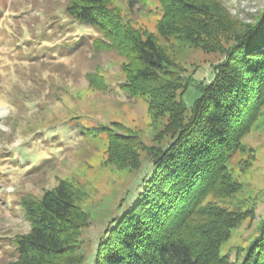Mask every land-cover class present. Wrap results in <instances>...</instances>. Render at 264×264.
Here are the masks:
<instances>
[{"label": "trees", "instance_id": "trees-1", "mask_svg": "<svg viewBox=\"0 0 264 264\" xmlns=\"http://www.w3.org/2000/svg\"><path fill=\"white\" fill-rule=\"evenodd\" d=\"M124 1L126 13L113 0H68L65 16L70 23L96 32L90 42L95 53H114L123 59L124 78L119 86L125 94L150 98L158 112H170L171 119L157 138L161 144L148 149L153 167L150 179L133 207L106 230L95 264H264V217L257 236L232 262L220 255V246L237 220L209 206L230 190L229 161L243 149L242 139L264 107V13L248 23L236 19L231 24L225 19L232 43L213 67L210 82H198L192 76L183 95L191 87L199 96L188 105L178 93L185 84L183 67L167 54L163 42L200 41L214 27L216 13L211 9L221 7L220 2ZM135 9L160 15L157 34L135 27L129 18ZM4 14L0 5V19ZM50 26L59 35L69 27L67 22ZM70 40L55 48L50 47L52 35L42 41L47 52L58 55L61 50L75 51L83 42V38ZM87 79L96 90L111 89L102 70L88 73ZM118 127L105 124L87 132L107 134L109 151L117 154L116 144L124 139L116 132ZM0 135L5 132L0 130ZM7 158V153L0 152V161ZM143 164L137 157L132 169L139 171ZM76 195L69 181L60 180L40 198L20 197L31 228L11 241L13 259L6 264H70L71 255L79 249L76 232L89 224ZM83 263V257L75 256L73 264Z\"/></svg>", "mask_w": 264, "mask_h": 264}, {"label": "rangeland", "instance_id": "rangeland-1", "mask_svg": "<svg viewBox=\"0 0 264 264\" xmlns=\"http://www.w3.org/2000/svg\"><path fill=\"white\" fill-rule=\"evenodd\" d=\"M213 1L221 7L212 5L214 27L200 41L163 42L167 54L183 67L185 84L178 93L188 105L199 96L191 87L183 95L192 76L198 82H210L213 67L232 43L225 19L231 24L236 19L248 23L264 13V0ZM67 2L0 0L5 8L0 19V130L5 132L0 135V152L9 156L0 161V264L13 259L11 241L31 228L19 205L20 197L40 198L60 180L75 187L77 204L89 221L76 232L79 249L75 256L83 257V264H95L96 249L106 230L133 207L150 179L153 167L148 149L161 144L157 138L171 119V113L158 112L150 98H133L121 90L123 59L92 50L90 42L96 32L67 21ZM113 2L126 13L124 0ZM141 11L129 14L131 22L157 34L160 15ZM57 22L69 25L62 35L50 26ZM45 35H52L53 48L70 39L83 38V42L73 52L61 50L56 55L46 51ZM97 70L103 71L110 90L90 86L87 74ZM112 123L124 137L116 144L117 154L109 151L107 134L87 132ZM241 143L243 149L228 164L230 190L209 204L237 220L229 239L220 246V255L232 262L257 236L264 217V107ZM137 157L144 164L134 171ZM71 256L73 264L75 256Z\"/></svg>", "mask_w": 264, "mask_h": 264}]
</instances>
